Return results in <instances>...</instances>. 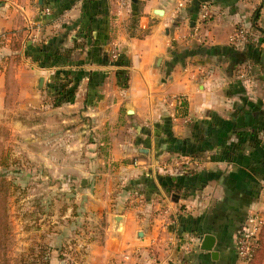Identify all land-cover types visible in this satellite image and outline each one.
I'll list each match as a JSON object with an SVG mask.
<instances>
[{
	"label": "crops",
	"instance_id": "1",
	"mask_svg": "<svg viewBox=\"0 0 264 264\" xmlns=\"http://www.w3.org/2000/svg\"><path fill=\"white\" fill-rule=\"evenodd\" d=\"M258 7L264 30V0H0L10 51L0 56L4 98L18 77L12 65L37 87L59 71L82 73L72 100L0 128L63 186L81 183L88 210L106 219L86 262L247 264L238 234L250 215L264 214ZM28 41L60 54L40 65L26 55ZM114 51L124 55L121 65L110 61ZM191 153L201 157L192 173L158 171V161ZM206 234L216 238L213 251L201 248Z\"/></svg>",
	"mask_w": 264,
	"mask_h": 264
},
{
	"label": "rangeland",
	"instance_id": "2",
	"mask_svg": "<svg viewBox=\"0 0 264 264\" xmlns=\"http://www.w3.org/2000/svg\"><path fill=\"white\" fill-rule=\"evenodd\" d=\"M5 44L1 35L2 59L10 53ZM15 54L18 52L12 56ZM11 70H16L18 77L10 79L5 98L0 80V126H13V121L20 118L41 119L44 113L38 111L42 105L54 106L48 85L39 80V87L35 86L31 75L24 76L27 73L22 65H12ZM238 71L241 75L243 68ZM11 133L5 130L0 147L11 154L9 165L0 166V264H90L85 261L87 245L94 239H104L106 219L88 210L90 196H82L77 190L81 183L63 186L64 179L47 172L45 163L27 157L23 148L26 143L11 140ZM15 153L19 157H14ZM4 182L8 187L3 194Z\"/></svg>",
	"mask_w": 264,
	"mask_h": 264
},
{
	"label": "trees",
	"instance_id": "3",
	"mask_svg": "<svg viewBox=\"0 0 264 264\" xmlns=\"http://www.w3.org/2000/svg\"><path fill=\"white\" fill-rule=\"evenodd\" d=\"M259 18H260V8L258 7L256 11L254 12V16H253L254 26L258 28L264 34V30L257 26V21ZM80 45L81 44H79V42L77 43L76 41L72 49L78 48L80 47ZM14 49L17 52L20 50L19 42L14 43ZM51 51L46 49L43 44L36 45L30 41L27 42L26 49H25L26 55L31 56L35 60H37V57H38V61L40 62L39 63L40 65L48 64V61L52 63L55 60V58L60 54L59 50H51ZM41 57H42V60H41ZM16 59L19 60V54L16 55ZM46 59L48 61H46ZM110 61L113 64L121 65L124 62V55L121 52H119L117 57L116 58L111 57ZM79 72L80 71L63 70V71H59V73L52 78V82H50L48 85V92H49V95L52 97V101L54 102V105L56 106L61 105L65 101L72 100L75 94L78 81L81 79L78 76V74L82 75V73H79ZM4 133H5L4 129H2L1 127L0 128V147L3 141ZM184 155L191 156L201 161V157L199 153H191V154H184ZM10 159L11 157H10L9 152L4 151L3 148L2 149L0 148V166L7 167L10 163ZM186 173H192V171L188 172L187 170ZM7 187H8L7 183L5 182L4 184L2 183V193L3 194L7 192ZM258 242L259 243L254 251L253 257L247 264H261L262 263L261 261H263V258H264V224L261 228Z\"/></svg>",
	"mask_w": 264,
	"mask_h": 264
},
{
	"label": "built area",
	"instance_id": "4",
	"mask_svg": "<svg viewBox=\"0 0 264 264\" xmlns=\"http://www.w3.org/2000/svg\"><path fill=\"white\" fill-rule=\"evenodd\" d=\"M117 2L121 6H126L128 0H111ZM45 13L49 14L50 9L47 8ZM211 15L210 9L206 6L202 12L203 18H209ZM243 36V35H242ZM118 55L117 51L112 53V56L116 58ZM158 161V171L160 172H171L175 171L179 174H184L187 170L195 168L199 165V161L191 156L182 155L175 157L172 161ZM264 224V214L254 213L250 215L242 226L240 233L236 240V252L238 257L245 263H248L254 254L256 247L258 246V239L261 228ZM166 264H181L176 261H170Z\"/></svg>",
	"mask_w": 264,
	"mask_h": 264
},
{
	"label": "water",
	"instance_id": "5",
	"mask_svg": "<svg viewBox=\"0 0 264 264\" xmlns=\"http://www.w3.org/2000/svg\"><path fill=\"white\" fill-rule=\"evenodd\" d=\"M44 81V78L41 77L40 83L42 84ZM216 238L212 234H206L202 240L201 248L203 250L207 251H213V247L215 245Z\"/></svg>",
	"mask_w": 264,
	"mask_h": 264
}]
</instances>
